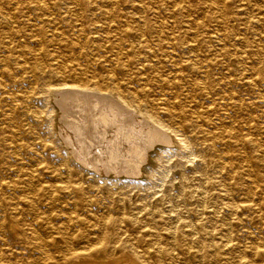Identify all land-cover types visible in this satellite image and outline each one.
Returning a JSON list of instances; mask_svg holds the SVG:
<instances>
[{
  "label": "rangeland",
  "instance_id": "rangeland-1",
  "mask_svg": "<svg viewBox=\"0 0 264 264\" xmlns=\"http://www.w3.org/2000/svg\"><path fill=\"white\" fill-rule=\"evenodd\" d=\"M136 1L122 0L120 5L125 11H132L134 8L133 3ZM215 1L224 2L226 10L233 12L232 14L235 17L232 18L230 23L223 24L224 19L219 17L220 11L211 8L212 3ZM232 1L182 0L181 5L182 7L184 6V11L178 14L177 18L181 25L186 24L188 17L197 19L196 21L200 20L199 22L201 23L203 21V24L206 25L204 28L212 34L217 43L222 42L220 40L222 34L228 33L231 29L233 30V34L228 36V38L226 37L225 45L228 48H233L243 59L231 57L229 61H225L223 64L216 63L214 58L211 59L210 76L214 80L215 90L223 89V92L227 91L229 93L223 98V104L227 99V95L239 98V100L241 98L250 101L255 100L256 104L253 105L251 110L253 117L251 118L248 112L241 107H233V104L218 107L217 112L205 108L202 98L198 99L191 95L192 88L189 80L197 75L199 76L200 73L194 74V71L182 73V77H185L183 79L178 78L176 85L170 86L167 83L160 82L159 78L157 80L153 78L144 81L140 78V75L133 74L136 68L141 66V63H146L145 74L153 77L161 76L160 78L163 79L172 78L171 76H174V74L170 75V66L166 65L167 63L165 62L163 65L160 64V68H158L159 66L153 65L154 62L149 63L144 57L139 56L136 63L134 61L125 67L127 70L131 69L129 71L131 76L124 75L122 72H125V69H122V66L115 65L114 70H116V74H118L122 82V92L124 94H127L125 79L132 80V85H135L139 90L146 91L141 96L146 102L150 99L155 100L162 92H171L174 89L180 92L179 100L182 101V104H187L188 110L195 107L200 111L205 110L206 112L203 113L204 116L201 119L187 124V121L191 118L189 113L182 118H171L163 113L161 106L157 105L159 114L164 122L179 133L176 136L174 134V139L178 143L170 145L156 143L151 149L146 148L147 152L143 150L144 157L141 162H138V164L141 163L139 169L136 170L138 172H131L129 168L123 169L121 167L123 158L107 161V159L100 156L98 148L99 144H101L99 138L102 135L100 133L98 134L99 136L97 135V129L91 128V130L85 129L83 131V128L80 129L78 134L76 133L79 129L74 133L71 129L73 126L70 128L71 130H68L67 128L70 126L65 125L66 122L62 118L64 110L60 109L61 111L56 116L57 118L59 117L58 126L51 125L48 122L49 118L53 116L51 113L49 118L45 120H39L31 116V114L29 116L21 115V117H18V126L10 127L7 126L10 122L4 112L5 102L3 104L0 102V146L2 147H0V181L11 182L14 185L11 190L5 189L1 191L2 199L7 198L10 205L6 208L0 205V223L2 224L0 226V263L71 264L73 257L68 260L64 259L67 248L71 247L72 251L92 252L99 256L105 254L115 256L120 252L126 251L136 252L140 258H145L153 264H238L241 260L245 264H264V85L262 82L253 85L248 84L244 75H248L250 71L243 73L242 70L247 65V62H252L256 66H261L264 63V0ZM175 2L176 0L163 1L164 13H162V16L166 22L171 20L168 14H170ZM149 3L152 5L151 2ZM97 13L99 14V12ZM97 13L91 14V16L88 15L84 20L86 21L87 19L86 22H89L94 19L97 21L95 24H100L102 19ZM185 14L188 15L185 16ZM216 14H218V17L214 19L212 16ZM252 18L259 22L257 23L258 26L250 29L246 19ZM31 23H34V21H31ZM179 23L177 26H179ZM20 26L23 29L29 27L25 21H22ZM38 28L39 25L36 24L34 29ZM6 30L7 28H4V31ZM45 32L48 33L52 42L47 43L44 46L45 49L47 48L49 52L55 54L58 59H68L67 62L79 61L85 63L84 53L82 55L78 53L84 41H82V38H77L72 30L66 28L64 33L66 35H63L64 37L60 38V40H56L57 37L54 39L49 32ZM98 33L102 34V29L98 27L97 29L90 28L87 35H97ZM21 42L22 47L28 52L25 55L27 57L35 54L39 48L29 32L27 37L23 38ZM260 44L261 46L259 47ZM55 45L57 46L55 47ZM190 49L185 46L180 52L193 56L195 60L196 51H191ZM2 53L0 49V58ZM86 54V57L93 60L100 53L98 54V51L90 50L87 47ZM208 54L210 55L211 53L207 49L206 55ZM47 58L48 56L41 55L39 60L45 63ZM107 64H110V62H96V71L104 73L109 68ZM28 65L26 63V67L21 71L15 63H9V66L14 68V70L16 69V72L21 71L20 73L26 76L24 83L19 86L32 87L49 80L48 76L43 78L34 76ZM2 67L0 66V68ZM8 83L15 84V82L10 80ZM18 88L24 89L23 87ZM57 97L59 98L60 96L55 95V100ZM130 99L131 97L129 96L128 100L131 101ZM67 101H65V104L70 106V112L65 110L69 113L68 117L72 116V119L69 118L70 120L78 119L76 116L79 113L78 111H80L79 115H83V117L86 114H91V116L89 114L86 116L87 118L84 117L82 120L89 119V117L95 120L100 117L101 109L103 112L110 107L108 106L110 105L109 101L105 102L106 104L99 102V105H97L96 101L94 102L96 104L93 105V101L75 100L74 102V100H69L68 103ZM24 104L26 109L32 110L40 107L48 108L49 110L50 107L46 100L41 97L25 101ZM79 106H81V109L78 108ZM94 107L97 109H94ZM87 110L88 112H86ZM95 110L98 112L96 113ZM219 113L222 114V121L219 119ZM136 116L141 120L139 114H136ZM173 119L175 120L174 122H172ZM133 121L134 119L129 118L126 121L127 126H132ZM218 121L224 123L223 126H226V129L236 128L240 133L255 142L252 146L242 144L234 146L235 156H233L235 158L233 157L229 161L230 164H233V169L237 171L233 178L217 165L206 164L208 157L218 158V154L222 153L226 157V153L223 152L226 147L221 143V139L213 137L212 142L208 139L210 134L205 132L209 128L211 133L219 136L223 128L220 125H217L218 128H216L215 123ZM180 124H184V128L180 127ZM13 131L19 133L20 139L22 138L21 141L25 144L30 143L32 146L36 145L37 147H40L39 144L41 142L48 144L40 160L42 163L37 165L39 166L38 168H34V165H32L34 159L29 158L25 154H21L18 157L20 159L11 158L6 144V137ZM68 132H73L76 137L73 133L71 135ZM184 133L187 136H194V139L190 143L186 142V139H183L185 143L179 142L178 139L183 138ZM71 136L73 139H70ZM78 139L81 142H78ZM86 144L88 147H86ZM118 144L119 147L124 145L122 143ZM179 144L185 145L180 148ZM79 147L84 151L80 150ZM93 151L95 154L98 153L99 158ZM165 151L169 153H165ZM85 157L86 160H84ZM134 158L135 160L137 158H132L133 162L136 163ZM88 159L89 162H87ZM109 162L112 164H109ZM104 163H106V166ZM132 165L134 164L132 163ZM106 167L107 169H105ZM33 168V183L28 185L24 181L23 172H30ZM63 180H67L68 187L66 189L58 187L64 183ZM32 188H36V194H34ZM225 193L228 194V199L223 198V196H226ZM28 196H34L36 210H31L26 205L24 199ZM226 200L236 201L239 204L253 203V207L232 211L225 206L224 202ZM71 208L78 214L80 221L72 223L73 226L69 231L62 232L63 229L60 227L62 219L66 217L67 212ZM49 216L53 217L48 221H44V217L47 218ZM115 217L118 218L119 222L115 225H109L106 230L113 235L110 236L107 232L106 245L103 247L99 246V240L106 235L103 223L106 220L111 222ZM23 218L27 220L24 223L22 221ZM38 220L41 221L38 222ZM130 220L133 222L131 223ZM31 221L38 227L40 236L46 238V242L44 241L45 246L42 247L43 252H45V256L42 257L41 255L43 260L40 257L39 249L34 247L33 235L31 229H29L30 225H28ZM12 222L15 223L16 228L14 230L9 227ZM64 236L70 237L71 243L67 242ZM40 241L42 240L40 239ZM92 245L95 247L90 248ZM157 248L165 250L168 256L159 259L155 254ZM192 252H196V254Z\"/></svg>",
  "mask_w": 264,
  "mask_h": 264
},
{
  "label": "bare ground",
  "instance_id": "bare-ground-1",
  "mask_svg": "<svg viewBox=\"0 0 264 264\" xmlns=\"http://www.w3.org/2000/svg\"><path fill=\"white\" fill-rule=\"evenodd\" d=\"M163 1L164 0H137L136 2L133 3L134 8L132 9V11H125V9L122 8L120 5L122 0H1L0 1V49L3 53L0 58V63H2L4 67L0 65L2 67L0 68V102L2 104L5 102L4 112L8 116L7 120L10 122L7 126L10 127L18 126L19 123L18 117H21V115L29 116L31 114V116L39 120H45L46 118H49V115L51 113L53 114V116L49 118L48 122H50L51 125L58 126L59 117L57 118L56 116L59 113V111H61L60 109H62L64 110V113L63 115L61 113V115L64 122H66L65 125L67 124L70 126L67 128L68 130L71 128V126H73L74 129L73 128L71 129L74 131V133L76 130L79 129L76 133L78 134L80 132V129L84 128L83 129L84 131L85 129L91 130V128H93L94 130L97 129L98 132V133L96 132L97 135L99 133L102 135V137L99 138L101 144H99L100 146L98 148L100 156L107 159V161L110 160L113 161L115 158H120V159L123 158L122 164L120 163L123 169L129 168L131 169V172L138 170L141 164V163L138 164V162H141V159L144 157L143 150L144 152H147L146 148L151 149L156 143L169 144V145L173 143H178L175 141L174 137L176 136V134L179 133L176 130L172 129L167 123L164 122L162 116L159 114L158 106H161L163 113L171 118L174 117L182 118L183 116L189 113L191 118L187 121V124H190L192 121L194 122L195 120L201 119L204 116L203 113H206L205 110L200 111L198 108L195 107H192V109L188 110L187 104L184 105L182 104V101L179 100L180 92L174 89L171 90V92L161 91L162 93L158 95V97L155 99L156 102L155 100H151V99L146 102L141 98V96L146 91L139 90L135 85H132L131 82L132 80L129 81L128 79H125L127 83L125 84L127 94H124L122 92V84H121L122 82L118 77V74H116V70H114V66L115 65H118L119 67L122 66L123 67L122 69H125V67L129 63L131 64L134 61L136 63V60L139 58V56L144 57L149 63L154 62L153 65L154 64L157 65L156 67H158L160 64L163 65L164 62L167 63L166 65L170 66V71H171L170 75L174 74V76H171L172 78H168V79L160 78L161 76H155V77L149 76L145 74V71L147 69L146 63H141V66H138L133 74L137 76L140 75V78L142 80L148 81L149 79H153V78L157 80V78H159L160 82L167 83L170 86H175L176 80L178 78L183 79L185 77V76L182 77V73H186L189 71H194V74L200 73L199 76L197 75L198 77L196 76L189 80L190 86L192 88L191 90L192 97L198 99L202 98L205 103L204 107L216 112L218 110V107H222L223 105L227 106L229 104H233V107L238 106L241 107L244 111L248 112V114L252 118L253 116L251 114L252 113L251 110L253 108V105L256 104L255 100L250 101L244 98H241L239 100V98H236L234 96L231 97L230 95H227V99L223 104L224 101L223 98H225L226 94L229 93H227V91L223 92V89L215 90L216 88L214 86V80H212L210 76L211 59L214 58L215 62L219 64H223V62L229 61V58L231 57L233 58L239 57L240 59H243L242 57H240L238 52H236L233 48H228L227 45H225L226 37L228 38V36H231L233 34L232 33L233 30L231 29L230 31H228V33L222 34V37L221 38L219 37L222 42L217 43L216 39L212 37V34L206 28H204L206 25L203 24V21L201 23L199 22L200 20L196 21L197 19L196 20L191 19L190 17L187 16L188 18L187 19L185 18L186 24L181 25L178 22L179 20L177 18V15L181 14L182 11H184L183 10L184 6L182 7L181 5L182 0H176L175 5L173 6V8H171L172 10H170V14H168L170 15L169 18H171V20L166 22L164 17L162 16V13H164ZM149 2H151L152 5ZM211 8L220 11L219 17L224 19L223 24L230 23L232 18L235 17V15L232 14L233 12L226 10L224 2L215 1L212 3ZM97 12H99V14ZM96 13L100 15V18L102 19L100 24L98 25L95 24L97 21L94 19H91V21L89 22H86L87 19L86 21L84 20L86 17H88V15L91 16V14H96ZM186 15L188 14H185V16ZM212 17H214V19H217L218 14ZM22 21L27 22V25L29 27H25L23 29L20 26ZM31 21H34V23H31ZM246 21L250 29L251 27L253 28L258 26L257 23L259 22L258 20H253V18L248 20L246 19ZM178 23L179 26H177ZM36 24L39 25L38 29H34V26ZM97 27L99 29H102L103 31L102 34L98 33L97 35L94 34L87 35L89 33L90 28L97 29ZM4 28H7V30L4 31ZM66 28L72 30V32L76 35L77 38L83 39L82 41L84 42L81 44L80 46L81 50H79L80 52L78 53H80L81 55L84 53L85 63H81L79 61L75 62L70 60H69L70 62H67L68 59L67 60L58 59V57L55 56V54L49 52L47 48L45 49L44 46H46L47 43H52L48 33H46L45 31L49 32L50 36H52L54 39L57 37L56 40L58 39L60 40V38L66 35V34L64 35ZM28 32L31 34V37H33L34 40L36 41L37 43L36 45L39 46L37 52H35V54H32L30 57L25 56L26 53L28 52L22 47V42H21L23 38L25 39L27 37ZM99 35L101 36L99 37ZM56 46L57 45H55V47ZM185 46H187L189 49L191 48L190 49L191 51L193 50L196 51V54L194 55L196 57L195 60L193 56L185 55L183 52H180L181 49H183V47ZM260 46L261 44L259 45V47ZM87 47H89L90 50L98 51V54L100 53L99 56L98 57L96 56L97 58L95 59L93 58V60H91V58L89 57H86ZM207 49L208 51H210L211 53L210 55L209 54L206 55ZM41 55L48 56L47 61L45 63H42L39 60ZM106 61L110 62V64H107L109 68L105 70L104 73H98L95 69V63L96 62L106 63ZM12 62L15 63L17 67L21 69V71H23V68L26 67V63H28L29 64L28 66L30 67L31 72L33 73L34 76L39 78L48 76L49 80L45 82H41L40 85H35L32 87L19 86L20 84L24 83L26 76H24L23 73H20L21 71H18L19 72L18 75L16 69L14 70V68L9 66V63ZM246 64L247 65L244 68H242V70L243 73L245 71H250V73L248 72V75L247 74L244 75V78L247 79L246 81L248 82V84L253 85L262 82L264 85V63L261 66H256L252 64V62H247ZM158 68H160V66ZM130 70L131 69L128 70L125 69V72H127V74H125V72L122 73L126 76H131V72H129ZM225 75L227 76V74ZM9 80L15 82V84L14 83L9 84L8 83ZM18 87H23L24 89L21 90ZM55 95H58L60 97L59 98L57 97L55 100ZM129 96L131 97L130 99L131 101L128 100ZM38 97H41L42 99L46 100L47 104L50 105L49 110L48 108H41V107L40 108L36 107L37 109L35 110L26 109V106L24 104L25 101H28L30 99H36ZM66 100L68 101L74 100V102L75 100L77 101L83 100L86 102L93 101L92 105L96 104L94 103L95 101L97 102V105H99V102H104V104H106L105 102L109 101L110 105L108 106L110 107L106 108V110H104L103 112L101 109L100 117L95 120L90 119L91 118L89 117L91 116L90 113H89L90 115L86 114L84 116L85 118H87L86 116L89 115L88 116L89 119L82 120L84 117L83 115L82 116L79 115L80 111L78 110L77 111L79 113H77L76 116L80 120L78 119L70 120L69 118L72 119V116L68 117L69 113L66 112V110L69 111L70 108V106L65 104ZM78 108L81 109V106H79ZM94 109L97 108L94 107ZM86 112H88V110ZM136 114L140 115L141 120L137 118ZM221 116L222 114L219 113V119L222 118ZM129 118L134 119V121L131 124L132 126H127L126 121L129 120ZM174 121L175 120L173 119L172 122ZM215 124H216V128H218L217 125H220L223 128L219 136H215L213 133H211L209 128L205 130V132L206 134H210L208 139H210L212 142H213L212 140L213 137L215 138L218 137L221 139V143L226 147V149L223 151L224 153H226L225 154L226 157L222 155L223 153L218 154V158H214L213 156H212L213 158L208 157L209 159L206 160V164L209 165L212 163L214 165H217L222 170L229 173L233 178L235 177L237 171L233 169L234 166L233 164H230L229 161L235 156L233 151L234 146L238 144L252 146L255 144V142L253 139L240 133L239 130L236 128L231 127L232 129H226V126H223L224 123L220 121L216 122ZM184 126H185L184 124H180V127L184 128ZM99 127L102 128L100 129ZM113 128L115 129L113 130ZM17 131H13L11 134H9L6 137V141H7L6 144L7 147L9 148L11 158L20 159L18 157H20L21 154H25L29 158L34 159L32 165H34V168L35 167L38 168L39 166L37 165H40L42 163V161L40 160L42 159V154L44 152V149L48 147V144L46 142H41L39 144L40 147H37L36 145L32 146L30 143L25 144L21 141L22 138L20 139L19 133ZM172 132L174 133L170 135ZM68 133L72 135L73 132H68ZM74 133L73 135L75 136ZM183 135H184L183 138L178 139L179 142L185 143L183 139H186V142L190 143L191 140L194 139V136L192 135L187 136L185 135V133ZM70 139H73L72 136ZM79 140L80 139H78V142H81ZM118 143H122L124 145L119 147ZM184 145L185 144L183 145L179 144V147L181 148ZM82 146L84 145L82 144ZM86 147H88L87 144ZM179 147L178 149L180 150ZM166 152L167 151H165V153ZM96 154L98 156V153ZM133 157L137 158L138 161L135 160L134 158V161H136V163L133 162L132 160ZM84 160H86V157ZM87 162H89V159L87 160ZM132 163L134 165H132ZM105 164L106 163H104V165ZM109 164L112 163L109 162ZM34 168L30 172L28 171L23 172L24 173L23 175L25 176L24 181L28 185L33 183L32 178L34 175ZM105 169H107V167ZM63 182L64 183H62L58 187L61 189H66L68 187L67 180H63ZM13 188L14 185L11 182L0 181V205L2 207L6 208L10 205V203L8 202L7 198L2 199L3 197L1 195V191L2 190L4 191L5 189L11 190ZM32 189L34 194H36L35 193L36 188H32ZM57 190L59 191L58 188ZM225 194L226 196H223V198L228 199L229 198L228 194L227 193ZM24 200L26 205H28V207L31 210L37 209V207H35L36 203L34 196L33 197L28 196ZM224 204L232 211H239L244 208L253 207V203L239 204L236 201L234 202L230 200H226ZM29 208L28 210H30ZM51 217L53 216H49L47 218L44 217V221H48ZM22 221L24 223V221L27 220H24L23 218ZM39 221L41 220H38V222ZM79 221L80 218L78 214L75 212L73 208H71V210L67 212L66 217L62 219L61 222L62 225L60 226L63 229L62 232L69 231V229L72 228L73 226L72 223H76ZM118 222H119L118 218L115 217L112 219L111 222L106 220L103 223V229L105 230L104 232L106 233V235L103 239L99 240V246L103 247L104 245H106L105 240L107 238V234L109 233L108 231H106L107 227H109V225L111 224L115 225ZM130 222L132 223L133 221L130 220ZM28 225H30L29 229H31L33 235L34 247L36 249H39L38 251L40 252L39 253L40 257L41 255L42 257L45 256V252H43L42 247L45 246L44 241L46 242V238L40 236L38 227L34 223H32V221L29 222ZM0 226H2L1 223ZM9 227L14 230L16 228L15 223L12 222L9 225ZM59 232L62 233L61 231ZM109 235L112 236L113 234L109 233ZM40 239L42 241H40ZM65 240H67V242H70L71 238L65 237ZM94 247L95 246L92 245L90 248H94ZM155 254L157 255V257H159V259L168 256L167 252H165V250L160 248H157V252H155ZM193 254H196V252H194ZM71 257L74 258L71 264H153L145 258L144 259L140 258V256H138L136 252H130V251L120 252L115 256L111 254H105L99 256L92 252H78L76 250L72 251V248L69 247L67 248V252L65 253L64 259L68 260ZM238 264H245V262L241 260Z\"/></svg>",
  "mask_w": 264,
  "mask_h": 264
}]
</instances>
